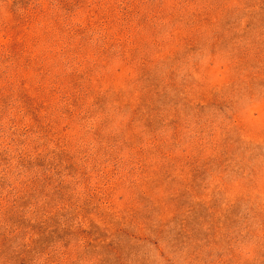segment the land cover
I'll list each match as a JSON object with an SVG mask.
<instances>
[{
    "label": "rangeland",
    "instance_id": "1",
    "mask_svg": "<svg viewBox=\"0 0 264 264\" xmlns=\"http://www.w3.org/2000/svg\"><path fill=\"white\" fill-rule=\"evenodd\" d=\"M0 264H264V0H0Z\"/></svg>",
    "mask_w": 264,
    "mask_h": 264
}]
</instances>
